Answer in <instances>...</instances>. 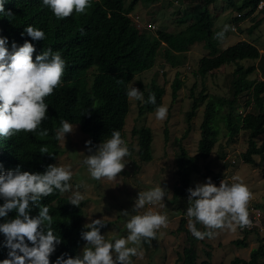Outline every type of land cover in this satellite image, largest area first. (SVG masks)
Segmentation results:
<instances>
[{"label": "trees", "instance_id": "16d2710c", "mask_svg": "<svg viewBox=\"0 0 264 264\" xmlns=\"http://www.w3.org/2000/svg\"><path fill=\"white\" fill-rule=\"evenodd\" d=\"M140 1L133 0L125 7V0H92V6L85 14H73L60 20L50 7L43 4V0H5V12L0 13V36L7 38V46L31 42L36 49L33 59L44 50L52 48L66 61V68L62 84L45 100L48 104V119L43 122L38 132H20L11 139L0 137L2 165L0 173L19 168L22 172L43 174L63 153L60 141L55 139V130L62 126V120L78 125L81 131L89 136L93 149L110 139L113 131H120L123 138L126 118L130 112V101L126 92L135 75L154 68L163 45L168 52L179 54L189 52L197 43H203L208 51V55L199 60L197 72L200 77L205 78L223 66L235 65L231 82L232 98L210 97L202 93L193 97L191 109L186 114L189 126L185 136L190 132L191 123L200 104L207 100L201 124V139L198 152L193 157L182 144H179L180 150L175 158L179 185L175 188L173 203L183 214L186 213L189 204H180L183 202L181 198L188 199L192 176L199 170L198 161L208 159L217 144L220 120L225 125L229 142H233L241 131L249 132V146L243 154L244 162L255 164V156H260L261 164L264 162V141L261 145L256 141L264 135V80L250 79L259 66L245 67L241 64L246 60L256 61L260 58L264 63V56L257 46L241 41L227 49H219L218 40L214 38L217 33L215 17L209 8L217 0H207L204 8L199 11V18L185 29L177 33L158 30L157 34L150 38L141 32L130 17ZM259 1L243 0L239 7L235 1L230 3L237 11L247 10L246 14L251 15L256 11ZM7 12H11V15ZM261 24L262 21L257 22L249 32L253 33ZM28 26L42 30L45 33V40H32L24 32ZM93 68H96L97 74L90 80L88 73ZM261 70L264 75V66H261ZM118 80H122L123 83H118ZM138 85L144 95L140 114L143 110L153 113L158 106L163 105L164 87L156 82L149 85L138 82ZM182 86L183 81L177 74L172 85L173 101L177 100ZM150 93L156 96L155 105L147 103ZM247 94L251 99L246 100V107L253 105L251 112L243 115L239 113L238 103L240 97ZM226 108L228 111L221 117ZM42 130H47L48 135L39 136V131ZM134 133L139 136L140 159L151 162L153 159L151 128L143 127L139 132L134 130ZM165 135V141L168 142V129L165 130ZM42 147H46L51 154H41ZM4 202L0 198V206ZM41 204L49 207V214L53 217L54 234L62 241L50 257L51 264H56L61 255H64L65 259L80 255V249L86 244L81 233L89 230L83 224L82 205L79 207L72 205L58 190L43 198ZM39 211V206H34L30 215L35 217ZM16 216L17 212L11 211L7 217L0 218V223L15 219ZM105 223L106 226L100 230L101 234L112 224L106 221ZM185 223L182 217L179 230L184 231ZM250 234L251 232H246L245 237ZM245 239L237 240L236 245L246 247ZM259 241L261 245L252 251L249 261L237 258L232 264H259V260L264 258V236H259ZM143 242L150 244L151 240ZM29 246H32L30 242ZM8 252L4 234L0 233V261L8 258ZM206 255L209 258L212 256L210 252ZM179 259L182 264H198L195 247L184 248ZM201 264L212 263L203 261Z\"/></svg>", "mask_w": 264, "mask_h": 264}, {"label": "rangeland", "instance_id": "374dc122", "mask_svg": "<svg viewBox=\"0 0 264 264\" xmlns=\"http://www.w3.org/2000/svg\"><path fill=\"white\" fill-rule=\"evenodd\" d=\"M132 1L125 0V7H128ZM206 1L141 0L135 6L130 17L141 32L150 38L155 36L158 30L177 33L199 18V11L204 8ZM230 1H235L239 7L243 0H217L215 4L209 6L215 17L216 32H220L225 24L232 26V30L225 33L223 40L217 39L219 49L224 50L238 42L246 41L257 46L261 55L264 56V11L258 12L256 9L253 14L247 15V10L237 11L235 7L231 6ZM239 13L242 15L240 18L237 17ZM259 21H262L260 27L250 33L249 29ZM9 51H12V48ZM206 55H208V51L204 48L203 43H197L189 52L179 54L168 52L166 46L163 45L154 68L135 75L130 84L139 90L138 82L145 85L156 82L164 87L163 106L167 107L168 113L165 120L159 121L155 117V112L150 113L143 110L140 114V106L143 102L130 101V112L126 118L123 139L131 151V156L125 157L127 165L116 181H98L91 178L83 161L87 155L94 154L95 149L93 152H89V147H92V145L86 146L89 136L84 134L78 125L71 124L73 132L66 134V141H60L63 153L53 165L69 168L73 173L70 181L72 190L63 193L62 196L69 199L77 191L83 196L80 205L84 211V225L96 219L112 223L102 234L106 241L114 243L116 239L127 238L129 233L126 224L132 215H142L151 209L168 217V227L161 228L155 240H151L150 244L141 242L139 250L143 253L142 258L131 257L132 264H182L179 255H182L184 248L188 246L195 247L198 254V264L203 261H209L212 264H232L237 258L249 261L252 251L261 245L257 232H252L246 238L239 227H236L235 230H217L211 239H197L188 229L187 209L186 213L183 214L173 203L174 191L179 185L175 165V158L180 150L179 144H182L188 154L193 157L198 152L201 139V124L204 119L207 100L200 104L191 123L190 132L185 136L189 126L186 114L191 109L193 97L202 93L210 97L232 98L231 82L235 65L223 66L202 78L197 72L198 64L199 60ZM241 64L245 67L259 66V69L250 79L264 80L261 70V66H264L262 58L256 61L246 60ZM96 74V68L91 69L88 73L90 80ZM177 74L183 81V86L178 92L177 100L173 101L172 85ZM247 99H251L248 94L239 99L240 114L245 115L252 110L253 104L246 107ZM227 111L226 108L221 113V117ZM143 127L151 128L153 133V159L151 162L142 161L138 155L139 136L134 133V130L139 132ZM166 129H168V142L165 141ZM218 130L217 144L210 157L198 161L199 170L192 176L191 188H194L198 183H206L208 178H211L212 183L216 185L217 177H221L230 184L234 182L233 177H238L254 194L249 204L250 215L253 211H259L263 215L262 231H259L260 228L258 229L263 236L264 162L261 164L260 156L254 157L255 164L244 162L243 154L246 153L249 146V132L241 131L233 142H229L227 130L222 120L218 122ZM256 141L261 145L264 141V135L257 138ZM157 186L166 190L164 200L157 205H146L143 209L133 210L139 192L148 191ZM181 201L183 202L180 204H188V199L181 198ZM182 217L186 221L184 231L179 230ZM196 228L202 232L207 231L199 223H196ZM242 239H245L246 247L236 245L235 242ZM86 246L87 244L80 249L79 254L81 256ZM129 246L135 247L132 244ZM209 252L212 255L211 258L206 255ZM259 264H264V258L259 260Z\"/></svg>", "mask_w": 264, "mask_h": 264}, {"label": "clouds", "instance_id": "9594fccd", "mask_svg": "<svg viewBox=\"0 0 264 264\" xmlns=\"http://www.w3.org/2000/svg\"><path fill=\"white\" fill-rule=\"evenodd\" d=\"M43 4L50 7L57 19L63 20L73 14H85L92 6V0H43ZM4 5L5 0H0V13L5 12ZM7 14L11 15V12ZM229 30H232V26L225 24L214 38L223 40ZM24 32L32 40H45V33L33 26L26 27ZM7 44V38L0 36V137L11 139L20 132L37 133L48 119L45 100L62 84L66 61L52 48L33 59L36 49L28 41L23 45ZM10 48L12 51H9ZM117 82L123 83L122 80ZM126 95L129 101L144 102L143 92L132 84H129ZM147 103L156 104L154 93L149 94ZM167 113V107L161 105L156 108L155 117L163 121ZM61 125L55 130V139L66 141V134L73 132V127L67 120H62ZM47 135V130L39 131V136ZM91 144V141L86 142V146ZM89 152H93L92 147H89ZM40 153L51 154L46 147H42ZM128 156H131V151L120 131L116 130L110 139L96 146L94 154L87 155L83 163L92 179L114 182L124 171L127 165L125 157ZM72 176L69 168L57 165H49L43 174L22 172L19 168L0 173V198L5 201L0 206V218L7 217L11 211L17 212L15 219L0 223V233L4 234L5 245L9 249L8 258L0 261V264H51L50 257L62 241L54 234L53 217L49 214V207L41 204V200L56 190L61 194L71 191ZM233 180L231 184L222 180L217 187L208 178L206 183H198L188 189L186 215L188 229L195 238L211 239L217 230H235L236 227L244 235L262 229L261 212L249 213L254 194L238 177H233ZM165 196L166 190L161 186L141 191L133 210L160 204ZM82 200L83 196L78 191L69 197V203L77 207ZM34 206L40 208L35 217L30 215ZM196 223L203 225L207 231L198 230ZM168 224L166 215L149 209L142 215H132L126 224L127 238L116 239L112 243L101 234V228L106 226L104 220H93L85 225L89 230L81 233L87 244L82 256L65 259L61 255L56 264H132L131 257L142 258L143 253L139 250L141 242L155 240L158 231L167 228ZM259 231L258 235L263 237L264 234L261 236ZM29 242L32 246H29Z\"/></svg>", "mask_w": 264, "mask_h": 264}, {"label": "built area", "instance_id": "2783aa9c", "mask_svg": "<svg viewBox=\"0 0 264 264\" xmlns=\"http://www.w3.org/2000/svg\"><path fill=\"white\" fill-rule=\"evenodd\" d=\"M257 11L258 12H262L264 11V0H260L258 5H257ZM242 15L239 14L238 17H241ZM224 180L222 179L221 177H217L216 178V186L219 187L220 186V183L221 181ZM227 182V181H226ZM230 184V183H229ZM251 220V219H250ZM254 220V219H253ZM252 221V220H251ZM252 225H254V222H252Z\"/></svg>", "mask_w": 264, "mask_h": 264}]
</instances>
